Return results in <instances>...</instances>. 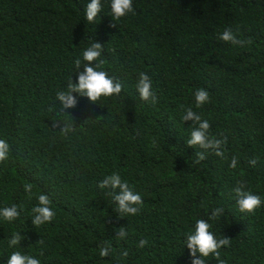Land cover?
I'll use <instances>...</instances> for the list:
<instances>
[{
    "label": "trees",
    "instance_id": "16d2710c",
    "mask_svg": "<svg viewBox=\"0 0 264 264\" xmlns=\"http://www.w3.org/2000/svg\"><path fill=\"white\" fill-rule=\"evenodd\" d=\"M101 2L89 23L90 0H0V139L10 146L0 212L20 213L10 222L0 215V264L16 251L40 264H192L186 241L198 219L231 241L205 264H264V205L240 212L235 192L264 200V0H133L134 13L119 21ZM227 28L245 43L220 40ZM94 42L121 93L95 103L73 93L77 105L64 109L57 93L78 82ZM140 72L155 104L140 99ZM199 88L210 100L197 108ZM188 108L209 121L210 138L226 139L223 157L187 144L198 127L183 120ZM114 173L141 195L137 214L116 210L119 188H99ZM41 194L56 215L37 227ZM15 233L22 239L9 246Z\"/></svg>",
    "mask_w": 264,
    "mask_h": 264
},
{
    "label": "clouds",
    "instance_id": "9594fccd",
    "mask_svg": "<svg viewBox=\"0 0 264 264\" xmlns=\"http://www.w3.org/2000/svg\"><path fill=\"white\" fill-rule=\"evenodd\" d=\"M101 0H90V3L86 5L85 16L89 23L96 21V18L102 11ZM111 16L115 21H119L122 17H125L129 13H134L133 0H110ZM115 27V24L111 25ZM220 40L225 42H231L233 45H243L245 41L237 39L236 35L232 32L231 28L225 29L220 36ZM250 43V41H248ZM102 45L98 42L91 44L83 52V60L87 63L85 64L84 71L80 72L78 75V82L68 84V90L66 92L61 91L57 93V98L61 102L64 109L72 108L77 105L76 96L73 93H79L81 96L88 97L93 103L101 100L102 97H112L113 95L119 96L122 90V84L117 82L112 76L101 70L105 61L101 59ZM98 62L93 66L92 62ZM76 68L81 65V60H75ZM136 89L139 92L140 99L145 102H150L155 104L157 102V96L152 91V82L150 77L144 73H139L138 82L136 84ZM209 92L203 88H199L195 91V101L196 107L199 108L205 103L209 102ZM183 120H194L198 123V127L191 130L190 138L187 140V144L190 146H199L203 149L213 148L216 149L215 154L217 156L223 157L224 152L220 150L222 143H226V139L221 141L214 137L209 136V129L211 127L208 120H202L201 116L195 112L192 108L186 109ZM54 126H59L54 122ZM67 128L62 129V131H67ZM10 146L9 144L0 139V163L5 162L9 158ZM198 160L205 159V154L200 152L197 154ZM238 160L233 157L231 160L230 167L235 168L237 166ZM252 165H255L256 160L250 161ZM111 186V188L120 189V193L114 195V200L118 201L117 211L121 215L130 214L135 215L140 211L143 205V200L140 194L134 193L130 188L129 184L123 181L119 174H112L107 176L99 183L100 189H105ZM25 190L29 193L31 192L32 185L25 184ZM235 192L240 197L237 201V205L240 212L245 213H255L258 208L264 205V200L261 199L259 195L253 194L252 192H244L242 188H236ZM111 195V194H109ZM39 205L32 209L36 214L33 219V223L39 227L45 223L51 222L55 218V211L50 207L51 200L49 196L41 194L38 197ZM220 209H216L212 213V219L220 214ZM0 215L6 221H14L19 217L20 213L17 211L16 207L4 208ZM212 225L204 219H198L195 223V230L193 233L187 236V247L191 250V256L193 257L192 264H205V259L210 255L219 258L221 256L220 249L223 246H230V238L217 239L214 232L211 229ZM127 233L124 229L120 230V238L126 236ZM22 237L19 233H15L13 237L9 240V246H16L20 243ZM148 243L147 240H141L139 246L143 247ZM197 253L200 254V258H197ZM108 254V247L102 246L100 248V255L102 257ZM124 256L128 255L125 250ZM7 264H40V261L32 256L23 255L19 251L13 252ZM220 264H225L224 260H220Z\"/></svg>",
    "mask_w": 264,
    "mask_h": 264
}]
</instances>
